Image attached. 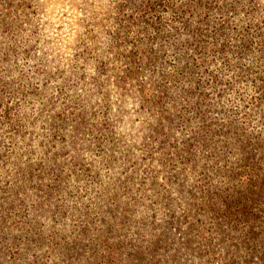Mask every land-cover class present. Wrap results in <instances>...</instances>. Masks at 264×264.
Returning a JSON list of instances; mask_svg holds the SVG:
<instances>
[{
    "label": "rangeland",
    "instance_id": "rangeland-1",
    "mask_svg": "<svg viewBox=\"0 0 264 264\" xmlns=\"http://www.w3.org/2000/svg\"><path fill=\"white\" fill-rule=\"evenodd\" d=\"M0 264H264V0H0Z\"/></svg>",
    "mask_w": 264,
    "mask_h": 264
}]
</instances>
